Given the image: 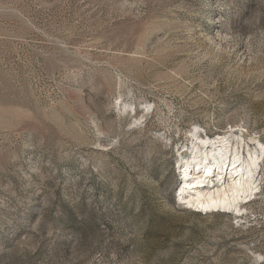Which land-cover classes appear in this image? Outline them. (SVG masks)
Wrapping results in <instances>:
<instances>
[{"label":"rangeland","instance_id":"374dc122","mask_svg":"<svg viewBox=\"0 0 264 264\" xmlns=\"http://www.w3.org/2000/svg\"><path fill=\"white\" fill-rule=\"evenodd\" d=\"M228 132L256 191L188 209ZM0 264H264V0H0Z\"/></svg>","mask_w":264,"mask_h":264},{"label":"bare ground","instance_id":"6f19581e","mask_svg":"<svg viewBox=\"0 0 264 264\" xmlns=\"http://www.w3.org/2000/svg\"><path fill=\"white\" fill-rule=\"evenodd\" d=\"M192 135L198 140L188 149L189 153H191L189 162H194L193 166L199 168L207 167V169L203 173L204 175L199 176L204 180L198 182L186 181L182 185L178 196L181 199L180 202L186 204L189 209L199 211L201 214L203 212L208 213L209 211H217L219 213L236 212L237 215L241 214V201L252 196L257 189L255 175L261 155L256 154L255 151L252 152L250 148L252 145L246 144L243 137H237L229 132L217 136L213 141L211 139L202 140L197 138L198 135L195 133H192ZM233 137L238 140L234 150L231 141ZM250 142L254 143V140L251 139ZM245 144L248 149L247 159L241 156V151H238ZM186 153L188 155L187 151ZM211 163H215V165L212 166L213 168L208 169ZM230 165H232L231 168H234L232 182L225 178L222 181L215 180L213 184L207 183V176L210 175L209 173L213 169L222 172L224 169L229 168ZM236 171H239V175L234 178L238 174ZM193 178L197 179L198 177Z\"/></svg>","mask_w":264,"mask_h":264}]
</instances>
